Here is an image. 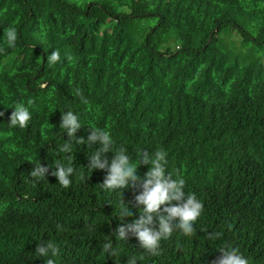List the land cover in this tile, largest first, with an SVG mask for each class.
<instances>
[{
	"label": "trees",
	"instance_id": "1",
	"mask_svg": "<svg viewBox=\"0 0 264 264\" xmlns=\"http://www.w3.org/2000/svg\"><path fill=\"white\" fill-rule=\"evenodd\" d=\"M261 51L264 0H0V264H212L225 246L264 264ZM15 103L29 106L24 128L8 126ZM66 111L85 140L69 152ZM90 127L126 147L141 177L144 152L166 153V173L203 205L192 234L174 229L156 254L116 235L138 218L142 189L100 186ZM36 160L44 180L29 176ZM57 162L74 169L68 187ZM121 200L133 212L123 220ZM38 243L56 254L38 257Z\"/></svg>",
	"mask_w": 264,
	"mask_h": 264
},
{
	"label": "clouds",
	"instance_id": "2",
	"mask_svg": "<svg viewBox=\"0 0 264 264\" xmlns=\"http://www.w3.org/2000/svg\"><path fill=\"white\" fill-rule=\"evenodd\" d=\"M6 39L10 47L15 45L17 33L14 28L7 31ZM59 59L58 51H53L47 56L50 64L57 62ZM28 104L30 105L31 101ZM7 106L13 109L7 122L8 126L26 127L31 119L29 106L23 103ZM3 115L4 113L0 111V116ZM81 126L78 116L72 111L61 112L59 127L66 131L69 137L68 142L62 146L61 151L69 152L73 144L82 142L83 139L75 135ZM91 129L92 132L87 137L86 142L98 141L100 147L91 155L89 167L106 172L100 186L106 190L142 189L134 196L136 205L140 209L138 218L131 223L121 224L116 230V235L122 240H126L131 234L136 237L140 248L156 254L160 241L167 239L174 229L178 228L186 235L192 234L194 232V222L201 215L203 205L195 195L185 194L183 179H173L170 174L166 173V153L163 150L156 151L149 158V155L144 152L143 159L140 162L149 165V167L144 176L141 177L137 172V166L130 160L126 147L121 146L113 151L114 141L111 134L101 128ZM108 152L113 153L111 158L108 157ZM33 164L34 167L29 176L36 180H44L49 171L48 167L38 160ZM56 165L57 167L51 174L57 178L59 184L68 187L74 174L73 167L65 166L61 162H57ZM172 201L178 203L172 204ZM161 205H164L163 209H161ZM117 215L121 220L132 216L133 212L129 203L121 200ZM216 235L218 236L219 233ZM111 247V242H106L103 245V250L111 254L109 251ZM219 251L221 255L212 264H249L247 257L237 248L225 246L220 248ZM35 252L38 257H45L49 256L50 253L55 255L57 249L51 243H38ZM48 264H52L51 260L48 261Z\"/></svg>",
	"mask_w": 264,
	"mask_h": 264
},
{
	"label": "rangeland",
	"instance_id": "3",
	"mask_svg": "<svg viewBox=\"0 0 264 264\" xmlns=\"http://www.w3.org/2000/svg\"><path fill=\"white\" fill-rule=\"evenodd\" d=\"M236 41H237V42H236L235 46H236V49H238V50H236V51H240V52H241V50H243V49H244V50L248 49L249 46H245V45L241 42V39H240V38H237ZM263 53H264V51H261V52H260V55H262ZM262 58H263V60H264V54H263Z\"/></svg>",
	"mask_w": 264,
	"mask_h": 264
}]
</instances>
